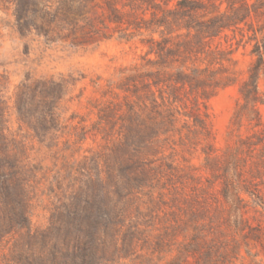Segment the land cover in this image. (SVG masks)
I'll return each instance as SVG.
<instances>
[{"label": "trees", "instance_id": "16d2710c", "mask_svg": "<svg viewBox=\"0 0 264 264\" xmlns=\"http://www.w3.org/2000/svg\"><path fill=\"white\" fill-rule=\"evenodd\" d=\"M9 1L22 35L35 28L46 37L57 19L75 21L80 9L74 5L81 3L45 5L55 16L38 18L42 0ZM141 23L137 28L149 34L141 40L146 52L126 77L125 103L100 110L92 129H76L74 147L66 148L71 158L58 147L52 88L23 85L20 119L57 160L62 157L61 165L47 168L30 159L25 143L9 135L6 102L0 101V264H159L173 252L169 264L189 253L195 264H227L238 256L236 242L231 249L216 240L246 226L250 200L244 195L264 206L261 190L247 177L250 160L256 159V170L264 168V0H178ZM248 45L252 60L242 77L236 55ZM232 85L240 94L233 123L262 129L219 154L208 102ZM37 107L44 108L40 128L27 117ZM88 132L94 141L101 138L100 148L73 160ZM177 141L201 150L202 167L174 158ZM202 168L211 175L206 182ZM38 207L49 213L47 226L34 223Z\"/></svg>", "mask_w": 264, "mask_h": 264}, {"label": "rangeland", "instance_id": "374dc122", "mask_svg": "<svg viewBox=\"0 0 264 264\" xmlns=\"http://www.w3.org/2000/svg\"><path fill=\"white\" fill-rule=\"evenodd\" d=\"M42 1V11L33 17H54L56 11L45 9V5L55 9L62 2L71 0ZM150 1L159 8H152L149 2L142 0H81L74 5L76 10L80 9L75 21L62 23L57 19L50 25L51 37H46L35 28L22 35L17 27L16 6L9 0H0V101L6 102L9 135L16 142L25 143L27 155L32 161H42L47 168H53L55 163L61 165L62 157L57 160L55 150L40 143L33 128L20 119L17 106L23 85L52 88L56 95V112L60 116L58 147L61 153L71 158L72 148H66L75 142L76 129L81 131L82 125L92 129L99 119L100 110L125 103L126 77L131 68L143 62L141 58L146 47L141 40L149 35L144 30L140 31L137 24L149 22L155 15H160L161 10L173 9L178 0ZM249 50V45L241 47L236 55L240 59L238 69L243 72L242 77L252 60ZM260 87L264 92V78ZM239 101V86L232 85L220 89L208 102L216 137L214 144L219 154L229 148L235 149L240 137L257 136L261 132L262 127L253 128L246 121L241 128L233 123ZM42 109L37 107L27 114L37 128L41 127L38 118ZM259 109L264 122V104ZM86 138L73 160H82L85 155L91 156L92 151L100 148L101 138L94 141L89 132ZM254 140L257 141V137ZM174 147V158L178 162L187 165L186 158L190 164L202 167L205 155L201 150L194 152L180 141ZM171 153L172 149H167L166 155ZM254 160L248 162L247 177L253 180L254 188L261 190L264 196V168L256 170L252 163ZM201 173L204 175L203 182L207 177L211 178L204 168ZM244 197L250 200L245 214L246 226L238 233L228 230L221 238L223 240L216 241H227L225 244L229 248H233L234 242L238 244V256L235 258L230 253L232 258L227 264H264V206L255 205L250 196ZM36 214L34 223L47 226L49 213L38 207ZM178 241L183 242L184 238L180 236ZM175 255L176 252L164 254L158 263L169 264ZM116 264L134 262L124 260ZM180 264H195V257L191 253L186 254Z\"/></svg>", "mask_w": 264, "mask_h": 264}]
</instances>
